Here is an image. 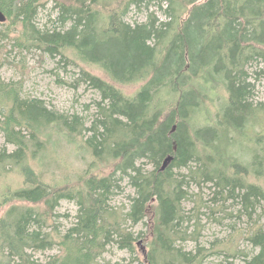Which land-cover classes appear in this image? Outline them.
<instances>
[{"label": "trees", "instance_id": "1", "mask_svg": "<svg viewBox=\"0 0 264 264\" xmlns=\"http://www.w3.org/2000/svg\"><path fill=\"white\" fill-rule=\"evenodd\" d=\"M151 1L61 2L59 20L71 23L66 30L50 32L34 24L42 0H0L8 28L18 30L16 43L25 40L65 59L71 51L112 80L83 71L84 80L101 96L98 117L87 127L76 115L67 117L39 99L22 97L17 83L0 77V130L5 139L0 175L12 166L22 177L21 186L2 193L1 203L12 204L0 217V264H104L99 259L111 244L135 252L139 236L127 224L145 219L151 238L141 264H195L202 249L189 253L176 243L185 238L177 228L188 194L184 183L211 182L215 194L226 191L239 199L250 216L264 199L263 189L246 181L249 166L255 174L263 172L259 165L264 156L257 147L261 136L254 142L257 150L250 165L231 155H215L222 136L228 143L230 134L242 135L249 120L264 111L248 102L245 70L251 60L264 63V0H157L167 4L160 7L163 19L154 11L142 22L124 19L131 6L141 8ZM142 81L133 95L117 87ZM220 85L227 101L212 122L208 106ZM202 110L205 121L198 125L196 115ZM47 129L79 137V148L88 152L89 165L76 181L47 183L27 160L30 144L36 147L32 160L42 149L40 134ZM86 131L91 135L86 137ZM7 144L14 150L8 151ZM181 168L188 173L177 179L174 169ZM123 177L134 195L129 208L117 212L109 202ZM62 200L74 202L77 213L72 225L53 238L43 227ZM248 239L258 252L246 264H264V223ZM55 244L57 255L45 261L33 257V252Z\"/></svg>", "mask_w": 264, "mask_h": 264}, {"label": "rangeland", "instance_id": "2", "mask_svg": "<svg viewBox=\"0 0 264 264\" xmlns=\"http://www.w3.org/2000/svg\"><path fill=\"white\" fill-rule=\"evenodd\" d=\"M69 0H42L34 19L35 26L42 31L66 30L70 21L64 25L59 20L60 3ZM109 0H103L108 2ZM117 1V0H115ZM120 1V0H118ZM166 3L159 4L157 0L146 3L137 8L131 6L124 19L128 23L142 22L150 11H154L160 19L164 18L161 10L167 6ZM105 9V7L103 6ZM7 21L0 22V77L6 83H17L20 86V95L27 99H39L44 105L59 114L67 117L76 115L85 126L90 127L91 123L98 117V105L101 100L100 93L84 80L83 71L112 81L106 73L96 65H89L67 51L68 59L57 53H50L29 42L16 43L18 30L8 28ZM9 29V33L7 34ZM249 83L250 93L248 102L253 107L264 108V63L260 59L251 60L245 67ZM142 82L117 85L124 94L133 95L141 86ZM217 88L218 95L209 104L212 122L215 120L216 111L227 101V95L222 89ZM204 111L196 115V123L202 125L205 121ZM229 135V142L226 143L222 136L217 144L216 156L225 157L231 155L235 159L249 164L252 160V153L259 147L260 155L264 156V111H258L255 118H251L240 133ZM91 135L86 131L85 136ZM261 143L256 144L258 137ZM44 145L32 160V152L36 147L30 143L27 160L35 167L37 172L42 174L44 180L50 184H61L64 181H76L77 175L86 169L90 162L88 152L80 149L79 137L66 138L61 133L47 129L40 134ZM5 144L3 132L0 130V149ZM8 151L14 150L12 144H7ZM36 151V150H35ZM34 151V152H35ZM195 168V163L190 164ZM10 167V166H7ZM262 173L255 174L249 166L250 174L247 182L260 186L264 191V157L259 165ZM147 170L152 169L151 164H146ZM177 179L187 175L188 169H174ZM189 179V178H188ZM22 177L17 168L12 167L0 175V217L12 204H2V193L8 189L21 186ZM118 187L114 188L110 199V205L115 207L117 212L126 211L129 208L134 189L130 186L128 179L123 177L117 180ZM188 191L187 197L182 200L181 207L184 215L183 220L177 226L182 230L184 239H178L184 251L195 253L197 248L202 249L200 262L195 264H246L253 255L258 252L248 239L252 229L264 223V199L256 204L251 216L245 211L237 198L228 197L226 191L223 194H215L216 186L211 182H202L200 185L194 180H188L183 185ZM39 210L43 207L39 205ZM55 216L50 217L44 225V229L51 232L56 238L58 231L62 234L74 222L77 213V206L74 202L62 200L55 210ZM149 220L145 219L136 225L127 224L134 235H138L135 243V252L119 249L111 244L100 257L99 261L104 264H141L143 253L148 252L151 234ZM147 224V225H146ZM56 226V228H54ZM141 235V236H140ZM59 246L54 245L51 249L33 252V257L39 261H45L48 257L57 255Z\"/></svg>", "mask_w": 264, "mask_h": 264}, {"label": "water", "instance_id": "3", "mask_svg": "<svg viewBox=\"0 0 264 264\" xmlns=\"http://www.w3.org/2000/svg\"><path fill=\"white\" fill-rule=\"evenodd\" d=\"M6 21V16L4 15V13L0 10V22H5ZM171 159V156L166 157V159L163 162V167H165L167 165V163L169 162V160Z\"/></svg>", "mask_w": 264, "mask_h": 264}, {"label": "bare ground", "instance_id": "4", "mask_svg": "<svg viewBox=\"0 0 264 264\" xmlns=\"http://www.w3.org/2000/svg\"><path fill=\"white\" fill-rule=\"evenodd\" d=\"M162 167H163V165H162Z\"/></svg>", "mask_w": 264, "mask_h": 264}]
</instances>
